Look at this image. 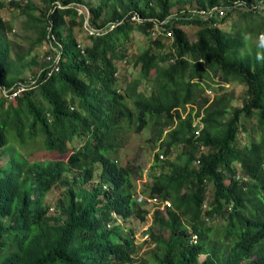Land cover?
Here are the masks:
<instances>
[{"label": "trees", "instance_id": "16d2710c", "mask_svg": "<svg viewBox=\"0 0 264 264\" xmlns=\"http://www.w3.org/2000/svg\"><path fill=\"white\" fill-rule=\"evenodd\" d=\"M39 1L9 2L36 42H49L54 56L40 64L12 57L0 18V155L10 151L0 163V264H264V0H187L195 8L175 14L170 0H125L121 11L100 0L88 6L97 34L87 43L72 33L85 0ZM135 30L148 44L133 61L138 75L121 80ZM29 64L39 66L27 79ZM233 81L245 96L229 111L232 92H207ZM144 130L163 158L182 144L185 159L154 155L142 191L158 200L154 247L141 259L118 218L149 214L134 186L142 172L118 152ZM37 151L48 159H29ZM57 184L68 197L53 216L46 197Z\"/></svg>", "mask_w": 264, "mask_h": 264}, {"label": "rangeland", "instance_id": "374dc122", "mask_svg": "<svg viewBox=\"0 0 264 264\" xmlns=\"http://www.w3.org/2000/svg\"><path fill=\"white\" fill-rule=\"evenodd\" d=\"M10 0H0L4 4L3 7H0V18L7 23L8 26L11 27L10 31H7L8 41L10 43L12 57L15 58V55H21L23 60L26 62L32 61L35 58L40 64L42 61L47 60L49 57L54 56V52L50 51V44L48 41H42L41 43L36 42L37 33L31 29L25 23V15L21 13V11L16 6L10 5ZM19 1V5L23 6L27 0H17ZM33 1L37 7H41L42 4L39 0H30ZM100 0H85V4L82 12V24L75 27L72 33L75 34L77 39L82 41L83 43L88 42V32L85 28L87 25V16L89 15V5H97ZM150 6L155 7V1L149 0ZM125 0H117L115 2V6L117 11H121L122 6L125 4ZM194 6H197V0H192ZM113 3V2H111ZM171 3V11L175 14L178 8L183 9H194L195 7L190 6V2L187 0H170ZM144 4V2L142 3ZM264 8V4L262 5ZM80 10V9H79ZM38 12L35 11V14ZM232 20V19H231ZM227 31H229L230 27H225ZM187 36L190 41L194 39V28H187ZM160 28L157 27L156 35L160 34ZM155 35V33L153 34ZM131 40L126 44L127 48V56L125 58L126 62L118 61V74L121 80L130 79L132 77H136L138 75V70L134 67L133 61L135 57L145 50L148 41L147 38L139 31H133L131 34ZM259 42H264V35L259 36ZM256 39H252V43L258 42ZM39 65L29 64L21 71L20 75L24 78H32L36 72V69ZM120 80V81H121ZM123 85V84H122ZM229 92L233 93V98L228 105V110L232 111L235 107L241 105L242 100L245 96V87L238 82H227L223 85V89L218 90L217 92L212 91V93L207 92L209 98L214 97L216 93L219 92ZM195 109L197 107L195 106ZM195 126L196 129H199L200 122L199 118H195ZM152 134L149 130H144L141 133H132L127 136L124 145L119 149V157L120 162L122 164L131 163L141 170V176L137 175L134 180V186L136 190V194L142 195L145 200L143 203H146L145 206L149 210V214L147 215L145 221H140L136 218H127L122 219L118 218V222L122 224L124 229L127 232L132 233L134 243L136 245V255L139 258H150L154 244L149 241L148 237V227L152 223V214L154 210L157 208V203H152L148 199V194L143 193L142 191H146L151 184L150 173L157 172L158 169H154L150 171V165L153 162L154 155L159 153V157L161 155L160 148L157 144H155L152 140ZM183 146L182 144H174L172 147L171 153L168 156H164V158H160L163 161L172 164H182L185 159V155L182 153ZM200 150L204 151V148H200ZM0 163H6L10 156V151L6 150L2 155H0ZM59 159H66L64 154L56 155ZM31 160H38L40 162H44L48 159L47 154L44 151H37L31 157ZM167 165V164H166ZM168 169V168H166ZM99 169L97 168V173ZM72 173H70V176ZM69 179L71 181V178ZM99 182L98 174L95 175L94 179L86 184L87 188H90L93 184H97ZM67 186L57 184L52 191L46 197V203L50 206V214L53 216H57L60 213L63 205L67 203ZM160 208H163L162 206Z\"/></svg>", "mask_w": 264, "mask_h": 264}, {"label": "built area", "instance_id": "2783aa9c", "mask_svg": "<svg viewBox=\"0 0 264 264\" xmlns=\"http://www.w3.org/2000/svg\"><path fill=\"white\" fill-rule=\"evenodd\" d=\"M213 9H216V7L213 8ZM79 11L82 12L81 9H80ZM133 19H134V20H140L139 16H137V15H134V16H133ZM85 28H86V30H87V32H88V35H95V34H97L96 30H94V29L88 27L87 25L85 26ZM160 158H161V159L163 158V155H162V154L160 155ZM196 163H199V161H197ZM144 200H145V198H143L142 195H138V196H137V201H138V202H143ZM148 200H149L150 202H152V203H158L157 198H154V197H153V198H149Z\"/></svg>", "mask_w": 264, "mask_h": 264}]
</instances>
